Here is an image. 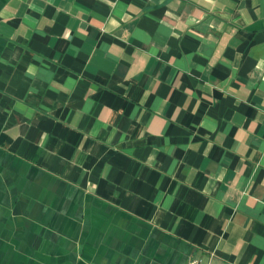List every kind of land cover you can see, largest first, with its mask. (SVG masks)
<instances>
[{"label": "crops", "instance_id": "0c3cea01", "mask_svg": "<svg viewBox=\"0 0 264 264\" xmlns=\"http://www.w3.org/2000/svg\"><path fill=\"white\" fill-rule=\"evenodd\" d=\"M264 264V0H0V264Z\"/></svg>", "mask_w": 264, "mask_h": 264}, {"label": "built area", "instance_id": "2783aa9c", "mask_svg": "<svg viewBox=\"0 0 264 264\" xmlns=\"http://www.w3.org/2000/svg\"><path fill=\"white\" fill-rule=\"evenodd\" d=\"M194 264H212V262H211L210 259H208V260H206L204 262H202L200 259H198V260L194 261Z\"/></svg>", "mask_w": 264, "mask_h": 264}]
</instances>
